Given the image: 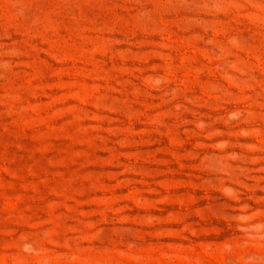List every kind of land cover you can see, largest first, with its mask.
Returning a JSON list of instances; mask_svg holds the SVG:
<instances>
[{"label":"rangeland","instance_id":"rangeland-1","mask_svg":"<svg viewBox=\"0 0 264 264\" xmlns=\"http://www.w3.org/2000/svg\"><path fill=\"white\" fill-rule=\"evenodd\" d=\"M0 264H264V0H0Z\"/></svg>","mask_w":264,"mask_h":264}]
</instances>
